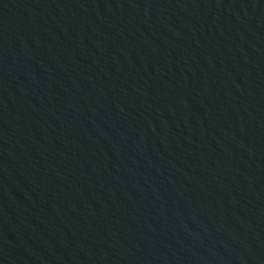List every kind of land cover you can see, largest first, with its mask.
I'll use <instances>...</instances> for the list:
<instances>
[{
  "label": "water",
  "instance_id": "water-1",
  "mask_svg": "<svg viewBox=\"0 0 264 264\" xmlns=\"http://www.w3.org/2000/svg\"><path fill=\"white\" fill-rule=\"evenodd\" d=\"M0 264H264V0H0Z\"/></svg>",
  "mask_w": 264,
  "mask_h": 264
}]
</instances>
